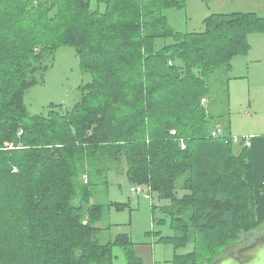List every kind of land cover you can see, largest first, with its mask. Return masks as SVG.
I'll return each mask as SVG.
<instances>
[{
  "label": "trees",
  "instance_id": "1",
  "mask_svg": "<svg viewBox=\"0 0 264 264\" xmlns=\"http://www.w3.org/2000/svg\"><path fill=\"white\" fill-rule=\"evenodd\" d=\"M98 2L104 9L91 0H0V264H113L115 246L126 264H148L129 234L98 239L105 205L89 204L94 179L120 162L132 185L170 200L173 234L161 237L193 244L176 264H210L264 228L245 137L236 142L224 116L201 103L210 76L249 51L264 16L215 13L204 31L181 32L165 11L185 0ZM62 46L75 48L92 79L70 109L51 103L33 115L26 92Z\"/></svg>",
  "mask_w": 264,
  "mask_h": 264
},
{
  "label": "rangeland",
  "instance_id": "2",
  "mask_svg": "<svg viewBox=\"0 0 264 264\" xmlns=\"http://www.w3.org/2000/svg\"><path fill=\"white\" fill-rule=\"evenodd\" d=\"M91 2L92 9H104V4L98 0ZM236 11H253L264 16V0H185L183 7L168 9L165 15L177 31L201 32L208 16ZM251 38L253 49L250 47L247 53L235 56L230 70L221 68L212 74L209 78L212 94L201 99L208 112L224 116L225 131L238 137L255 136L251 134L253 132L264 133V30L251 33ZM161 43L160 40L158 44ZM45 63L49 64L48 68L36 74L39 82L29 88L25 96L28 110L33 115L46 113L51 103L63 104L65 109H70L81 99L83 86L92 79L91 73L82 69L72 46L58 48L53 60L50 62L47 58ZM184 146L182 143V148ZM112 169L104 177L94 179L97 183L89 201V204L105 205L104 215L96 223L102 228L99 241L107 242L120 233H127L145 262L176 264V255L191 251L193 244L176 247L172 240L161 237L173 234L171 219L163 209L170 200L160 198L153 190H150L152 198L145 192L133 193L131 187L134 185L129 182L125 162L113 164ZM80 178L85 184L91 179L86 172ZM136 185L151 188L146 183ZM178 193L182 195L183 191L180 189ZM117 203L123 207L119 208ZM257 232L264 237V228ZM253 235L243 234L224 250H230L236 244L249 245ZM126 263L125 251L121 246H115L113 264Z\"/></svg>",
  "mask_w": 264,
  "mask_h": 264
},
{
  "label": "crops",
  "instance_id": "3",
  "mask_svg": "<svg viewBox=\"0 0 264 264\" xmlns=\"http://www.w3.org/2000/svg\"><path fill=\"white\" fill-rule=\"evenodd\" d=\"M249 39H250L251 49H253L254 45L252 44L251 35ZM251 134L253 135L256 134L255 136H250L252 141L250 149L252 152L253 164H254V192H255V197L257 199L256 216L258 219H262L264 218V192L261 191V185L264 181V133L257 134L253 132Z\"/></svg>",
  "mask_w": 264,
  "mask_h": 264
},
{
  "label": "water",
  "instance_id": "4",
  "mask_svg": "<svg viewBox=\"0 0 264 264\" xmlns=\"http://www.w3.org/2000/svg\"><path fill=\"white\" fill-rule=\"evenodd\" d=\"M210 264H264V237L254 239L237 252L222 251Z\"/></svg>",
  "mask_w": 264,
  "mask_h": 264
},
{
  "label": "built area",
  "instance_id": "5",
  "mask_svg": "<svg viewBox=\"0 0 264 264\" xmlns=\"http://www.w3.org/2000/svg\"><path fill=\"white\" fill-rule=\"evenodd\" d=\"M221 132H222V126H221V124H217L216 127H215V129L213 130V135H219V134H221ZM240 139L241 138L238 137V136H235L234 137V140L236 142H239ZM244 144L246 146L250 147L251 144H252L251 137H245ZM183 146H184V144H183ZM150 190H151V188H145V187H143L141 185H134V186L131 187V191L133 193H136V194H139L140 195V194H143L145 192V194H148L152 198V196H151V192L152 191L150 192Z\"/></svg>",
  "mask_w": 264,
  "mask_h": 264
},
{
  "label": "flooded vegetation",
  "instance_id": "6",
  "mask_svg": "<svg viewBox=\"0 0 264 264\" xmlns=\"http://www.w3.org/2000/svg\"><path fill=\"white\" fill-rule=\"evenodd\" d=\"M258 230H256V231H254L253 233H251V234H254L253 236H252V241L254 240V239H256V238H258V237H260L257 233ZM252 241H251V243H252ZM250 243V244H251ZM243 246H245V245H234L232 248H230V250H224V251H228V252H230V251H233V252H237V250L238 249H240L241 247H243Z\"/></svg>",
  "mask_w": 264,
  "mask_h": 264
}]
</instances>
